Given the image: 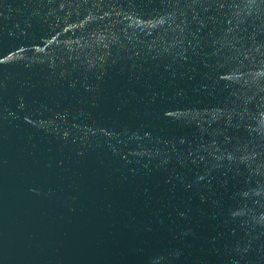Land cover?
<instances>
[{
	"label": "water",
	"instance_id": "95a60500",
	"mask_svg": "<svg viewBox=\"0 0 264 264\" xmlns=\"http://www.w3.org/2000/svg\"><path fill=\"white\" fill-rule=\"evenodd\" d=\"M0 264H264V0H0Z\"/></svg>",
	"mask_w": 264,
	"mask_h": 264
}]
</instances>
